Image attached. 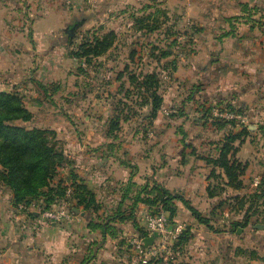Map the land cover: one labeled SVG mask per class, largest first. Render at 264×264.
Masks as SVG:
<instances>
[{
	"label": "rangeland",
	"instance_id": "1",
	"mask_svg": "<svg viewBox=\"0 0 264 264\" xmlns=\"http://www.w3.org/2000/svg\"><path fill=\"white\" fill-rule=\"evenodd\" d=\"M223 2L63 0L57 3L61 14L42 16L28 13L26 0H0L5 21L0 28V93H17L32 115L29 121L13 124L44 131L49 144L63 152L65 159L50 182L51 189L58 191L59 181L67 183L71 177L70 138L104 136L125 142L129 153L145 157H136L145 176L153 171V164L162 161L159 151L153 149L155 138L189 141L199 135L201 143H206L214 136L212 131L222 130L215 123L226 128L220 132L224 139L229 131H238L239 120L231 123L214 115V110L236 106L218 98L222 93L218 77L223 75L218 74L220 48L211 43L221 33L219 26L233 23L234 17L224 23ZM204 7H208L206 16L201 14ZM82 19L78 28L67 32ZM200 25L209 31L204 33ZM112 34V45L103 53L88 60L71 55L80 52L81 45L92 44L95 37L101 40ZM144 78H152L160 97L154 116L150 109L154 88L145 93L138 87ZM8 112L2 109L0 116ZM5 123L12 125L11 121ZM248 137V147L234 142V147L240 146L239 159L247 165L242 175L244 187L236 192L225 188L218 206L196 207L207 221L204 224L190 212L170 221L184 227L178 242L167 247L168 253L140 264H264V195L255 193L264 174V140ZM203 143L198 151L207 149ZM92 145L99 147L98 143ZM182 145L166 143V163L175 155L172 148ZM169 167L175 170L177 166ZM0 188L2 198L9 195L12 203V192ZM15 208L28 216L32 210L41 212L39 207ZM124 245L129 249L128 241L120 246Z\"/></svg>",
	"mask_w": 264,
	"mask_h": 264
},
{
	"label": "crops",
	"instance_id": "2",
	"mask_svg": "<svg viewBox=\"0 0 264 264\" xmlns=\"http://www.w3.org/2000/svg\"><path fill=\"white\" fill-rule=\"evenodd\" d=\"M26 1L30 14L59 15L62 11L57 3L63 0ZM223 4L226 5L221 10L224 23H229L230 17L234 18L228 27L219 26L217 31L221 33L211 42L220 48L217 65L221 69L218 74L222 72L223 75L218 77L222 92L218 98L231 100L232 104L243 108L244 113L240 115L244 122L240 121L238 131L233 133L246 126L250 135L264 140V0H224ZM204 9L206 13L201 12L202 16L208 14V7ZM4 25L0 6V28H4ZM203 26L200 25V28L203 29ZM203 31L206 33L209 30L204 28ZM200 93L205 95L203 91ZM248 120L253 123H245ZM220 132L212 131L214 136L206 143L202 142V147H207L202 152L198 151L202 144L199 135L191 137L189 141L172 137L162 142L160 138H155L153 149L156 148L157 153L159 151L162 161L158 166L153 164V171H147L145 176L140 173L141 167L137 161L139 156L141 160L145 157L139 152L129 153L125 142L116 143L104 136L81 140L70 138L72 164L69 169L76 175L77 182L84 184L94 194L97 210L73 208L74 213L67 220L53 223L42 220L36 210L30 211L32 215L29 216L20 212L12 205L9 195L4 198L0 195V264H132L127 245H120L138 236V229H143L145 216L154 212L155 207L134 201L136 197L144 195V185L160 184L169 192L181 194L195 208L206 203L207 207L219 205L221 198L209 197L207 188L218 182L227 187L222 179L210 177L211 167L201 157L217 156L222 140ZM248 135L241 141L237 140L238 144H243V148L249 146ZM118 140L121 141V138ZM181 142L182 147L172 148V153L176 151L175 155L166 163L167 157L163 158L166 143L179 145ZM94 143H98L99 147H93ZM88 144L92 147L89 148ZM122 148L125 149L121 151ZM240 152L238 146L234 157L239 161ZM170 164L177 166L175 170L169 167ZM216 171L223 176L220 169ZM65 172L67 170L61 175ZM261 176L264 177V174ZM241 180L244 184L243 176ZM229 190L238 191L233 188ZM176 208L173 221L189 213L179 201ZM129 212L133 214L131 219L126 217ZM118 213L121 215L118 216Z\"/></svg>",
	"mask_w": 264,
	"mask_h": 264
},
{
	"label": "trees",
	"instance_id": "3",
	"mask_svg": "<svg viewBox=\"0 0 264 264\" xmlns=\"http://www.w3.org/2000/svg\"><path fill=\"white\" fill-rule=\"evenodd\" d=\"M113 40V34L109 37L105 36L101 40L95 37L92 44L81 45V51L71 53V55L75 58L85 57L88 60L91 55L97 56L107 48H110ZM132 80L134 81V78ZM153 82L152 78H144L138 85L139 88H144L145 93L149 92L152 87L154 88L151 93L152 100L150 103L152 116L155 115L160 107V97L156 93V85ZM225 102L230 101L225 100ZM228 108L226 107L225 109L227 110L223 111L219 110L230 113L236 112L237 114L244 113L242 106H228ZM2 109H6L9 112L3 117L0 116V165L3 167L2 171H0V185L12 192V205L14 207L23 206V208L39 207L40 211L64 205L72 213H74L72 211L73 208L79 209L80 207L85 211L97 210L94 194L84 184L77 182V177L72 170L71 177L67 183L66 181L65 183L59 181L58 191L50 188V182L56 175V170L63 165L64 154L61 149L58 147L55 149L54 145L49 144L50 140L44 135V131L40 129L28 130L13 124L17 121H29L32 116L22 105L17 93H12V95L0 93V112ZM8 121H11L12 125L5 123ZM233 121L236 120L230 119L229 122L232 123ZM215 125L218 128H224L222 125L216 123ZM248 134L249 130L246 126H242L237 133L228 132L227 137L221 140L216 157H201L211 167L210 177L214 180L222 179L224 186L235 190H240L244 187L241 177L247 165L234 157L236 149L234 142L237 140L241 141ZM192 152L194 153V151ZM217 168L222 171L223 176L217 173ZM255 190L256 194L262 192L260 195H264V177H261ZM224 191L225 188L220 185V182L207 188L209 197L219 196ZM142 192L144 195L136 197L134 201H141L150 208L155 207L158 211L154 213H167L169 222H172L176 216L177 201L200 223L204 224L207 222L202 218L199 211L191 206L190 202L181 194L169 192L160 184H146L142 187ZM131 212L126 216L128 219L133 218ZM30 215L32 214L30 213ZM120 215L118 213V216ZM138 236L145 237L147 233L144 229H138ZM178 238L175 241L178 242Z\"/></svg>",
	"mask_w": 264,
	"mask_h": 264
},
{
	"label": "built area",
	"instance_id": "4",
	"mask_svg": "<svg viewBox=\"0 0 264 264\" xmlns=\"http://www.w3.org/2000/svg\"><path fill=\"white\" fill-rule=\"evenodd\" d=\"M216 117L225 118L227 120L237 119L244 122L241 115L214 110ZM257 185V182H254ZM72 212L68 211L64 205L54 206L50 210L39 212L42 220L53 223H61L71 217ZM183 225H172L169 218L163 212L147 214L144 218L143 229L147 233L145 237L133 236L128 240L129 251L132 256V264L143 263L146 259L158 258L161 253H168V246L175 242L183 230ZM157 233L152 245L145 246L143 239Z\"/></svg>",
	"mask_w": 264,
	"mask_h": 264
},
{
	"label": "water",
	"instance_id": "5",
	"mask_svg": "<svg viewBox=\"0 0 264 264\" xmlns=\"http://www.w3.org/2000/svg\"><path fill=\"white\" fill-rule=\"evenodd\" d=\"M84 22V19L80 20V21H76L75 23H73L72 25H70L68 27V32H71L72 30H75L76 28H78L82 23ZM250 128H252L250 126ZM258 229H261V226L260 225H257L256 226ZM158 236L157 233H153L151 236L149 237H146L143 239V242H144V245L145 246H150L152 245L154 239Z\"/></svg>",
	"mask_w": 264,
	"mask_h": 264
},
{
	"label": "flooded vegetation",
	"instance_id": "6",
	"mask_svg": "<svg viewBox=\"0 0 264 264\" xmlns=\"http://www.w3.org/2000/svg\"><path fill=\"white\" fill-rule=\"evenodd\" d=\"M67 32H68V30H67Z\"/></svg>",
	"mask_w": 264,
	"mask_h": 264
}]
</instances>
